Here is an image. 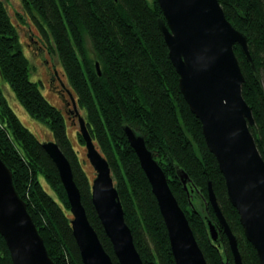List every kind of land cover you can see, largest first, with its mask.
Returning a JSON list of instances; mask_svg holds the SVG:
<instances>
[{
    "label": "trees",
    "instance_id": "16d2710c",
    "mask_svg": "<svg viewBox=\"0 0 264 264\" xmlns=\"http://www.w3.org/2000/svg\"><path fill=\"white\" fill-rule=\"evenodd\" d=\"M219 1L227 18L247 35L257 68L255 72L236 44L235 53L246 78L243 95L256 122L251 130L264 158V0ZM23 9L38 28L43 48L59 58L77 106L110 163L126 221L144 264L176 261L158 200L128 140L126 125L145 135L208 263L235 264L225 232L221 230L216 241L210 236L208 222L218 223L207 202L211 181L220 208L237 236L243 263L261 264L229 198L225 176L208 147L202 122L181 91L180 76L159 24L161 18L165 19L159 1L23 0ZM40 83L32 78L31 61L23 48L19 27L6 1L0 0V156L11 169L14 185L26 201L55 263L84 264L59 170L44 149V140L25 125L11 105L4 88L8 85L31 117L51 130L52 140L71 163L92 225L114 263L120 264L92 202L93 181L68 133L63 110L47 99ZM78 136L85 143L80 132ZM178 167L189 174L190 194ZM192 188L195 189L191 191ZM194 191L205 200L203 211L192 203ZM0 264H14L1 233Z\"/></svg>",
    "mask_w": 264,
    "mask_h": 264
},
{
    "label": "water",
    "instance_id": "95a60500",
    "mask_svg": "<svg viewBox=\"0 0 264 264\" xmlns=\"http://www.w3.org/2000/svg\"><path fill=\"white\" fill-rule=\"evenodd\" d=\"M158 1L165 16L159 24L180 76L181 91L192 112L202 122L206 142L225 176L229 198L240 214L246 237L256 248L260 263L264 264V158L251 130L256 122L253 109L243 95L246 78L234 48L236 44L241 46L252 69L257 72L247 35L227 18L219 0ZM97 67L101 74L99 63ZM67 90L78 115L87 157L96 170L92 183L94 207L119 263L144 264L126 221L110 163L96 145L74 94L69 88ZM124 128L158 200L176 264H209L167 174L147 145L145 135L129 125ZM42 145L56 164L67 192L74 216L71 219L73 234L83 263L115 264L88 217L69 159L55 140H44ZM178 174L190 194L187 187L189 174L180 167ZM207 202L218 218L217 224L208 222L211 238L216 241L223 230L229 239L234 263L244 264L237 236L220 208L211 181ZM0 233L14 264H56L26 201L14 185L11 169L1 156Z\"/></svg>",
    "mask_w": 264,
    "mask_h": 264
},
{
    "label": "rangeland",
    "instance_id": "374dc122",
    "mask_svg": "<svg viewBox=\"0 0 264 264\" xmlns=\"http://www.w3.org/2000/svg\"><path fill=\"white\" fill-rule=\"evenodd\" d=\"M9 11L19 27L20 39L23 44V48L30 58L32 66V78L40 81L41 90L47 99L54 105L62 108V101L60 99V93L55 89V84L58 85V80H53L55 76V68H57L63 76L67 86L72 89L69 84L67 76L63 73V66L57 55L50 54L43 48L42 43L39 41L40 32L36 25L32 22L29 16L26 15L23 9V0H5ZM23 15V19L20 15ZM39 38V39H38ZM5 92L10 100L11 105L16 110L22 121L27 125L40 139L52 140L53 134L51 130L43 123L35 120L28 111L19 103L15 94L8 85L4 86ZM63 109V108H62ZM79 112L82 114V109L79 108ZM67 130L71 137V140L77 149L80 159L82 160L85 170L88 172L91 180L96 176V170L93 167L91 161L87 157V148L85 143H82L79 139V121L77 123L67 120ZM47 183H45V186ZM49 188V186H46ZM192 197V203L198 209L203 211L204 199L198 195L195 191Z\"/></svg>",
    "mask_w": 264,
    "mask_h": 264
},
{
    "label": "flooded vegetation",
    "instance_id": "af4514ba",
    "mask_svg": "<svg viewBox=\"0 0 264 264\" xmlns=\"http://www.w3.org/2000/svg\"><path fill=\"white\" fill-rule=\"evenodd\" d=\"M53 78H54L53 80H56V81L58 80V85L55 84V89L57 88L56 90H58L60 93V99L63 103L62 110H63V113L66 119L69 120L70 122L77 123L78 115L75 111L72 98L70 97L69 92L67 90L69 87L64 81L63 76L60 73V71L57 70L56 68H55V76Z\"/></svg>",
    "mask_w": 264,
    "mask_h": 264
}]
</instances>
